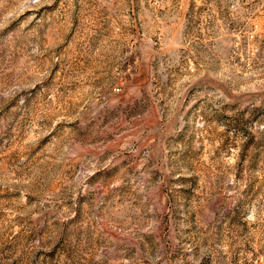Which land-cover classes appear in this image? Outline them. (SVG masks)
I'll use <instances>...</instances> for the list:
<instances>
[{
  "label": "rangeland",
  "instance_id": "obj_1",
  "mask_svg": "<svg viewBox=\"0 0 264 264\" xmlns=\"http://www.w3.org/2000/svg\"><path fill=\"white\" fill-rule=\"evenodd\" d=\"M0 264H264V0H0Z\"/></svg>",
  "mask_w": 264,
  "mask_h": 264
}]
</instances>
